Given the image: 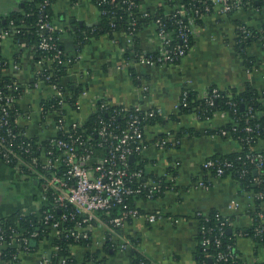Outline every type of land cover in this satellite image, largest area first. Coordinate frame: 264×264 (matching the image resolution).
<instances>
[{"label":"crops","instance_id":"1","mask_svg":"<svg viewBox=\"0 0 264 264\" xmlns=\"http://www.w3.org/2000/svg\"><path fill=\"white\" fill-rule=\"evenodd\" d=\"M26 0H0V24L14 13L22 11ZM142 11L169 12V0H144ZM53 24L62 31L61 44L65 53L74 59L73 66L63 79L66 87L82 88L79 109L69 113L68 121H86L99 101L114 106H140L143 110L155 109L161 112L163 123L146 128V144L137 163L145 165L149 175L166 180L172 173L176 176L177 190L168 191L162 197L147 203H138L145 214H155L157 221L147 223L143 218L131 221L121 231V236L110 234L106 228L94 230V241L99 246L111 237L113 254L106 264H129V255L135 249L122 252L117 245L123 239L136 237V250L147 256L154 264H200V250L197 245V214L208 216L217 211L224 217H236L235 227L247 231L251 225L248 211L253 208V196L243 191L231 177L212 178L207 188H195L203 180V163L217 155H228L240 151L239 143L231 137L215 132L229 122L222 113L208 122H199L194 115L180 118L179 123L170 117L176 116L182 91L190 89L203 96L210 87L220 90L235 88L243 90L249 83L254 89H264V47L262 42L247 48L249 57L256 60L252 70L245 68L234 49L237 23L259 30L264 26V13L257 10L237 14L204 18L195 44L178 65H155L137 63L135 69L141 78V86L134 85L126 58L125 38L116 34L93 39L81 50L72 33L77 26H96L100 21L98 9L89 1L53 0ZM96 24V25H95ZM90 27V28H92ZM1 32L2 29H0ZM139 48L143 54H157L162 42L155 28L151 26L139 35ZM6 67L0 70V81L13 79L19 86L27 88L18 101L23 116L17 125L30 139L48 140L56 135L55 117L49 115L42 120L39 108L44 100L53 96L47 85L31 88L36 78L37 65L33 53L25 43L12 32H3L0 46ZM146 88V92L142 90ZM186 133L178 137L179 131ZM192 130V133H191ZM172 136L166 148H157L156 138ZM264 152V140L256 147ZM40 208V189L36 181L19 174L0 160V221L14 215H34ZM261 209L264 211V199ZM52 244L44 243L42 249L51 251ZM238 258L244 264H264V248L244 235H236ZM76 257L82 258L87 249L73 247ZM34 254L23 255L21 264H38Z\"/></svg>","mask_w":264,"mask_h":264},{"label":"built area","instance_id":"2","mask_svg":"<svg viewBox=\"0 0 264 264\" xmlns=\"http://www.w3.org/2000/svg\"><path fill=\"white\" fill-rule=\"evenodd\" d=\"M262 1L264 3V0ZM255 2L258 4V0H203L202 3L205 5V12L209 13L212 11L211 15L228 16L247 10H257L264 13V5L261 7L258 5L254 6L253 3ZM37 6L42 14L39 21L40 30L51 33L55 31L62 32L53 24L52 19L49 20L46 14L48 8L52 6V2L50 0H43ZM195 16H198V20L203 21L205 17L210 15H198L197 11L191 10V7L186 8L180 4L170 8L169 12L164 14V19L166 20L183 18L187 21V24L181 26L177 33V37L183 45L169 50L172 40L170 34L166 32L167 26L161 13L143 12V18H153L152 26L161 39L162 50L157 53V57H151L149 60L144 55H140L137 58L138 61L134 59V56H130L129 65L135 67L137 63L144 62L155 65H172L175 61H181L187 56L184 46H187L189 37H195L200 28ZM178 24H181V22H178ZM236 29L240 30L243 39L251 37V32L246 26L237 27ZM257 32L264 34V29L260 28ZM118 34H121L125 38L129 47L133 46L132 37L125 35L124 30H121ZM263 40L264 37L259 42H263ZM2 41L3 32L0 33V46ZM48 41H53V37L50 36L48 40L45 39L40 48L43 50L56 49L57 45ZM61 56L62 52L58 51L55 59H59ZM63 57L64 65H69L74 60L66 54H63ZM4 65L0 61V70L4 68ZM39 66L37 65L36 78L32 86H30L31 88H37L41 84L47 85L50 81L49 76L42 75L47 69ZM13 81V87L8 88L9 92L23 88L25 93L27 88L21 87L15 80ZM47 86L53 91L52 98L58 100V105L61 106L64 112H46L45 108L41 105L39 114L42 120H45L49 115L55 117L56 135L53 138L44 140L49 141L47 145H44V141L42 140H36L33 144L25 141L16 144L18 138L25 136L16 133L10 123V108L18 104L19 99L14 96H7L3 98L5 102L0 104V160L19 174L28 176L36 181L40 189V208L35 215L45 224L53 222V225L50 226L52 233L45 237L49 228L47 227L46 230L42 231L44 239L38 241V233H27L19 225L16 228L6 227L1 220L0 264H21L22 256L25 254H34L37 257L39 255L38 264H54L51 259L57 257L59 248L51 245V251H47L43 250L42 247L44 243L50 242L53 244L55 238L61 237V233L58 230L59 220L75 221L74 227L68 232L69 236L75 239L81 237L88 238L89 232L94 233V230L98 227H104L110 234L121 236V231L133 220L143 218L149 224H154L157 221L155 214H141L138 208H132L126 204L128 197L142 191H145L148 201H154L157 194L161 192L162 184L151 180L141 183L137 189H133L127 185L132 180L142 177V171L129 172L130 157L141 156L147 142L145 139L147 127H141L139 116L130 114L127 128L120 133L111 131L109 123L100 121V129L97 132L98 141L94 144L92 136L85 139L82 134L83 131L81 129L86 121L79 119L68 121L69 113L75 111L66 103L67 93L56 85ZM142 90L146 92V88L142 87ZM217 92L218 90L214 89L210 96L209 91H207L201 98L213 99L218 96ZM185 94L183 92L181 96ZM0 97H2L1 91ZM98 104H101V110L114 109V112L124 113L144 112L147 117L154 116L155 114L161 116V112L155 109L143 110L140 106H114L107 101H99L95 105L93 113L97 111ZM233 107H236V104H233ZM76 108L78 111L79 101ZM223 115L228 118L226 113ZM21 116H23L22 112L18 114V119ZM194 117L198 121L197 116L194 115ZM231 122L233 121L231 120ZM247 130L250 131V129ZM218 135L230 137L229 133L225 130H220ZM26 138L30 139L27 136ZM171 142H173V138L168 135L165 139L155 141L153 144L157 148L163 149ZM251 151V155L247 156V160L256 170H262L264 168V152H257L256 148H252ZM238 160H241V158H238ZM202 167L203 176L206 179L197 182L194 185L196 189L207 188L212 178L230 177L233 164L227 161L223 162V164H217L213 159H208L203 163ZM172 173L164 180L165 184H172L169 186L170 191L174 190L177 178ZM254 198L255 196H253V200ZM262 198L263 196L260 195V199ZM48 206H53L54 209L59 211L71 209L72 213L70 215L64 214L58 220L52 213L47 211ZM116 206H122V213L120 216L111 218L110 211ZM101 213L108 219H102ZM197 215L201 216V214ZM20 216L27 217L24 215ZM108 237L111 241L110 236H107L104 240H108ZM33 241L37 243L35 248L31 246ZM209 244V239L204 238L202 246L206 248ZM94 246L102 249V246H99V243H95V241ZM117 249L127 252L134 248L129 238L123 239L122 244L117 245ZM9 257L11 258L9 259ZM104 258H107V256L102 254L97 262L94 261L89 264H106L107 259L106 262L102 261ZM237 258L232 257V260H237ZM219 260L227 261V258L221 256ZM55 264L69 263L67 258L59 257Z\"/></svg>","mask_w":264,"mask_h":264},{"label":"trees","instance_id":"3","mask_svg":"<svg viewBox=\"0 0 264 264\" xmlns=\"http://www.w3.org/2000/svg\"><path fill=\"white\" fill-rule=\"evenodd\" d=\"M50 1L52 2V0ZM76 1L80 2L83 0ZM89 1L100 12V21L92 28L85 25L74 28L72 33L75 37V41L79 50H81L85 45L89 44L93 39L105 35L114 38V36L121 30H124L125 35L131 36L133 42L132 47L126 46L125 55L128 60L130 59V56H134L135 60H137L140 55H144V57L148 60L151 57H157V54L145 55L139 48V35L148 30L152 26L153 21L152 17L143 18L144 11L140 9V5L144 0ZM197 1L169 0V6L170 8H173L180 4L186 8L191 7V10L197 11L198 15H211L212 11L209 13L205 12V5L202 3L203 0ZM41 2H43V0H26L24 9L9 16L5 22H1L0 29H2L3 32L14 33L18 40H21L25 43L27 49L33 53L35 64L47 69L42 73L43 76L50 77V81L47 85H56L62 91L66 92L68 95L66 103L76 112L77 103L82 97V88L79 87L72 89L69 86L66 87L63 85V79L67 76L69 69L73 66L74 60L69 65L63 64V54L66 53L60 40L62 32L55 31L51 33L45 30H40L39 21L42 14L37 5ZM208 5L210 6V4ZM253 5H258L261 7L264 5V3L262 0H258V4L255 2ZM158 12L161 13L162 18L164 19V10H159ZM46 14L49 17V20L52 19V6L48 8ZM197 17L198 16H195L197 24L202 25V20H198ZM164 22L167 26L166 32L170 34V38L172 40L169 50L183 45L181 44V40L177 37V33L181 26L187 24V21L183 18H175L173 20L164 19ZM178 22H181V24H178ZM236 25L237 27L246 26L251 32L250 38L243 39L240 30L236 29L234 49L239 59L243 61L245 68L252 70L256 64V60L249 57L247 54V48L253 43L259 42V40L264 37V34L257 32L256 29L251 28L244 23L239 22ZM262 29H264V26ZM50 36L53 37V41L48 42L56 44V49L43 50L40 48V46L44 40H48ZM194 44L195 37H189L187 46H184L186 54L189 53ZM262 44L264 47V40ZM58 51L62 52V56L59 59H55V55ZM0 61L5 64L3 67H6V62L1 56V49ZM178 64H180V61H175L172 63V65ZM129 74L134 85L140 87L141 78L138 76L135 67L129 68ZM13 84V79L6 78L3 79V81H0V91L2 92L0 104L5 102V99L3 98H6L7 96H14L20 99L24 94L23 88L9 92L8 88L13 87ZM214 89L218 90L217 97L213 99H202L199 93L185 88L182 93L184 92L186 94L182 95L180 98L178 114L176 116H171L170 119L175 123H179L180 118L183 116L196 115L198 121L204 123L212 120L216 114L226 113L228 115V118L230 119L228 124L209 134L219 133L220 130L227 131L230 137L239 143L240 151L228 155H217L211 159L216 161L217 164H223L225 161L232 163L233 169L231 170L230 177L239 184L243 191L255 196L253 200V208L248 211V216L251 218V225L249 228H247L246 232H242V230H239V228L235 227L234 225L236 217H224L217 211H211L206 217L202 215H196L195 219L198 222L196 241L200 250V264H244L239 258H237V260H232V257H238V251L236 247V235L238 233L252 238L258 246L264 248V211L261 209L262 201L264 199V168L258 171L247 160V156L251 155L252 148L255 149L258 143L264 140V89L260 91L256 90L249 83L245 85L243 90H238L235 88L220 90L217 87L212 86L208 89L210 96L212 95V91ZM261 99H263V101H261ZM58 104V100L53 98L44 100L41 103L46 112H64L61 109V106ZM233 104H236V107H233ZM242 105L244 106L243 111L241 110ZM100 106L101 104L97 105V111L88 117L81 129L85 139L92 136L94 144H96L98 141L97 132L100 129V121L109 123L111 125L110 130L115 133H120L127 128L130 114H136L139 116L141 119V127H152L154 125L163 123V117L156 114L154 116L147 117L144 112H114V109L101 110ZM20 112L21 111L18 104H15L10 108V123L14 131L16 133L25 135L18 138L16 144H20L22 141L33 144V142H35L37 139H27L25 131H23L17 125L18 114ZM231 120L233 122H231ZM247 129H250V131ZM185 133L186 130L181 129L179 131L178 137ZM165 138L166 135H163L156 138V141L163 140ZM48 142L49 141H44V145H47ZM139 157L140 156H136V160L134 162L129 161V172L134 173L142 171V177L140 179L132 180L127 185L133 189H137L141 183L148 180L161 183V192L154 198L156 200L162 197L166 192L170 191L169 186L172 184H165L164 179H160L153 176L152 174L149 175L146 173L145 165L143 163H137V160H140ZM238 158H241V160H238ZM256 171H258L257 174H255ZM203 179L205 180L206 178ZM177 189L178 187L175 185L174 190ZM260 195L263 196L262 199H260ZM147 202L150 201H148L146 198L145 191H142L141 193L128 197L126 204L132 208H138L141 214H145L141 207H139L138 203L143 204ZM47 211L52 213L58 220L62 215H70L72 213L71 209L59 211L54 209L53 206H48ZM121 213L122 206H116L110 211L111 218L120 216ZM101 214L102 219H108L103 215V213ZM1 222L6 227L10 226L12 228H16L17 225H19L21 229L27 231V233H38V241L44 239L42 231L46 230L47 227L49 228L47 229L45 237L52 233L50 226L53 225V222L45 224L35 214L29 215L27 217H22L17 214L3 219ZM59 222L60 224L58 230L61 233V237L57 239L55 238L52 244L53 246H57L59 248L57 257L51 259L54 264L57 262L59 257L67 258L69 264H89L94 261L97 262L102 254L106 255L107 258L113 254V244L111 243L109 237L107 242L102 246V249H100L94 246V234L92 232H89L88 238L81 237L75 239L69 236L68 232L74 227V220H59ZM220 229H222V231H220ZM230 229L233 231L232 234L228 233V230ZM204 238H207L210 241V244L206 246V248L202 246ZM130 240L133 248L135 249L129 255V264L153 263L147 256L139 253L136 250V247L139 245V240L136 237H131ZM76 246L87 249V252H85L82 258L76 257L73 254L72 249ZM221 256L227 258V261L219 260ZM10 258L11 257H9V259ZM107 258H104L102 261L106 262Z\"/></svg>","mask_w":264,"mask_h":264},{"label":"water","instance_id":"4","mask_svg":"<svg viewBox=\"0 0 264 264\" xmlns=\"http://www.w3.org/2000/svg\"><path fill=\"white\" fill-rule=\"evenodd\" d=\"M95 25H96V24H95ZM90 27H92V25H90ZM0 33H1V30H0ZM241 110H242V111L244 110V106H243V105L241 106ZM135 160H136V157H135V156H131V157H130V161H131V162H134ZM257 173H258V172L256 171L255 174H257ZM228 233H229V234H232L233 231L230 229V230H228ZM36 245H37V243H36L35 241H33V242L31 243V246H32L33 248H35Z\"/></svg>","mask_w":264,"mask_h":264}]
</instances>
